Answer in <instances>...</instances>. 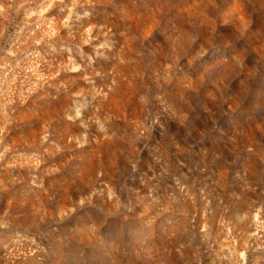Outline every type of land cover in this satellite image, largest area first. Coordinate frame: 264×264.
I'll return each mask as SVG.
<instances>
[{
    "label": "rangeland",
    "instance_id": "rangeland-1",
    "mask_svg": "<svg viewBox=\"0 0 264 264\" xmlns=\"http://www.w3.org/2000/svg\"><path fill=\"white\" fill-rule=\"evenodd\" d=\"M0 264H264V0H0Z\"/></svg>",
    "mask_w": 264,
    "mask_h": 264
}]
</instances>
